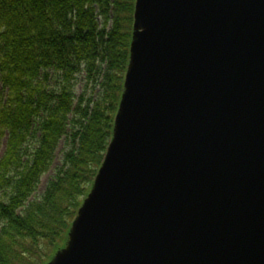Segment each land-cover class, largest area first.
Instances as JSON below:
<instances>
[{"label": "water", "instance_id": "95a60500", "mask_svg": "<svg viewBox=\"0 0 264 264\" xmlns=\"http://www.w3.org/2000/svg\"><path fill=\"white\" fill-rule=\"evenodd\" d=\"M44 264H264V0H135L111 140Z\"/></svg>", "mask_w": 264, "mask_h": 264}, {"label": "trees", "instance_id": "16d2710c", "mask_svg": "<svg viewBox=\"0 0 264 264\" xmlns=\"http://www.w3.org/2000/svg\"><path fill=\"white\" fill-rule=\"evenodd\" d=\"M134 3L0 0V264H44L64 245L112 137Z\"/></svg>", "mask_w": 264, "mask_h": 264}, {"label": "rangeland", "instance_id": "374dc122", "mask_svg": "<svg viewBox=\"0 0 264 264\" xmlns=\"http://www.w3.org/2000/svg\"><path fill=\"white\" fill-rule=\"evenodd\" d=\"M81 86H77L76 94L78 95L80 93ZM64 149V138H62L59 142V145L55 151V156L52 162V165L49 169V171L42 175L40 178V181L37 186V190L35 191V196H41L44 192V189L47 185V183L51 180V178L55 175V172L58 167L61 166V158H62V150ZM34 197V196H33ZM49 261V260H48Z\"/></svg>", "mask_w": 264, "mask_h": 264}]
</instances>
